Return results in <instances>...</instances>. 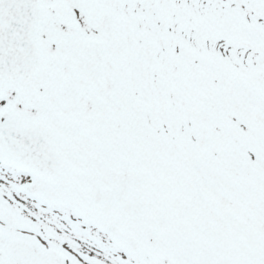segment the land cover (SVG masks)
Listing matches in <instances>:
<instances>
[{
  "label": "snow or ice",
  "instance_id": "6c2138e0",
  "mask_svg": "<svg viewBox=\"0 0 264 264\" xmlns=\"http://www.w3.org/2000/svg\"><path fill=\"white\" fill-rule=\"evenodd\" d=\"M0 264H264V0H0Z\"/></svg>",
  "mask_w": 264,
  "mask_h": 264
}]
</instances>
